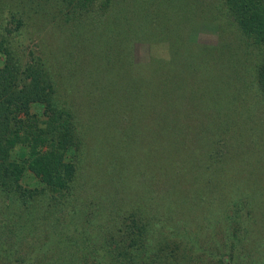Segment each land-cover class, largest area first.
<instances>
[{"label":"rangeland","instance_id":"obj_1","mask_svg":"<svg viewBox=\"0 0 264 264\" xmlns=\"http://www.w3.org/2000/svg\"><path fill=\"white\" fill-rule=\"evenodd\" d=\"M46 2L58 5L53 16L83 11L64 33L47 31L30 45L45 62L34 69L46 102L30 104L33 125L75 170L65 194L14 193L36 206L38 232L48 218L51 229L64 228V263L119 264L117 244L142 254L161 235L180 245L168 238L173 229H187L203 248L204 234L231 240L234 229L264 240V85L254 69L258 52L231 9L222 0ZM47 26L40 21L33 34ZM28 53L15 55L17 86L31 83L21 71ZM229 70L221 86L232 95L220 96L212 83ZM27 149L12 156L21 160ZM19 181L23 190L39 186L29 170Z\"/></svg>","mask_w":264,"mask_h":264},{"label":"trees","instance_id":"obj_2","mask_svg":"<svg viewBox=\"0 0 264 264\" xmlns=\"http://www.w3.org/2000/svg\"><path fill=\"white\" fill-rule=\"evenodd\" d=\"M222 1L231 9V18L239 25V29L249 38L247 42L258 52H256L258 59L254 69L258 82L264 85V0ZM84 6L85 12L87 4ZM54 9H59L58 5L52 8L47 5L46 0H0V54L4 60L3 66L0 67V261L3 264H66L64 261L67 260L61 256H67L63 252L66 242L64 239L67 237L63 234L64 230L62 229L64 228L53 227L51 229L50 218H48L44 221V225L38 226H44V231L38 232L34 227L37 222L35 219L37 218L36 206L28 204L25 199L20 198V195L17 196L14 193L20 189L22 193L28 191L31 192L27 195L29 198L37 191L61 194L64 190L65 194L70 187V178L75 170L72 161L62 160L56 141L40 135V129L35 127L32 122L34 114H30L32 102L45 101L43 98L44 87L39 84V79L35 77L37 73L34 71L36 67L44 66L45 62L41 56H34V52L30 48L31 43L35 40L45 41L48 38L43 37L44 34L50 30H56V28L64 33L65 26L67 27L70 22L74 25V20L83 12L72 9L59 16H53ZM44 18L46 19L44 20ZM69 18H73V20L70 21ZM79 19L81 20V17ZM79 19L76 22H81ZM40 21L48 24V30H44L37 37L33 34V29H37ZM78 25L75 28H79ZM61 26L64 27L63 30ZM42 28H44L43 25ZM59 40L56 47L63 44V38ZM74 46L75 43L68 47L73 48ZM25 49L28 50L32 61L26 62L21 71L26 72V75L31 78V83H22L21 86H17L15 79L19 66L15 61V55L23 53ZM57 53L54 50L49 58L53 61L59 60ZM230 60L231 58H228L227 61L230 62ZM232 68L235 67L232 66ZM230 72L229 70L219 74L212 83L213 90L220 96L232 95L231 87L228 86L224 90V86H221V79L226 76L229 80ZM48 79L50 82L52 81V78ZM49 89L51 93V86ZM213 97L215 98V95ZM49 109L52 112L55 111L52 107ZM20 111L24 114L23 118L18 116ZM22 147L24 149L28 147L27 151L25 150L26 156L18 160L12 156V152L20 150ZM26 170H29L38 179L39 186H34V189L31 190L22 189L23 185L19 178ZM63 205L66 206L62 202L60 210ZM248 215L249 212L246 213V217ZM12 218L15 221L12 222ZM189 221V216L185 220L180 219L182 223L180 225H186ZM131 234L133 231L128 232V235ZM229 235L231 240H227V234L222 232L220 233L221 239L216 241L213 233H206L201 238L210 244L208 243L203 248L201 244L192 240L187 229L179 232L173 229L168 234V238L172 241H181L180 245L162 243L161 239L164 235L159 236L160 238L158 237L159 239L155 243L152 242L144 247L142 254L140 251L132 252L131 249L127 250L125 246L117 244L115 248L116 261L118 263L121 261L119 264L254 263L251 258H248L250 263L246 260L247 257L244 256V253L247 252L256 253L257 264H260L258 261H264V240L258 237L257 231L234 229ZM106 246L111 254L113 247ZM50 251H57L56 256L49 255Z\"/></svg>","mask_w":264,"mask_h":264}]
</instances>
